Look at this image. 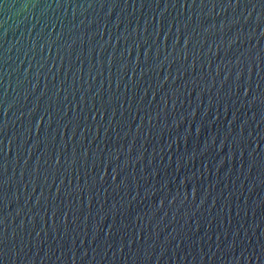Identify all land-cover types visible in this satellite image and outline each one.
I'll return each instance as SVG.
<instances>
[{"label":"water","instance_id":"1","mask_svg":"<svg viewBox=\"0 0 264 264\" xmlns=\"http://www.w3.org/2000/svg\"><path fill=\"white\" fill-rule=\"evenodd\" d=\"M0 264H264V0H0Z\"/></svg>","mask_w":264,"mask_h":264}]
</instances>
